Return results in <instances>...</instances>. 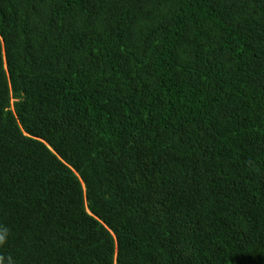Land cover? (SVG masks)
Segmentation results:
<instances>
[{"label": "trees", "instance_id": "16d2710c", "mask_svg": "<svg viewBox=\"0 0 264 264\" xmlns=\"http://www.w3.org/2000/svg\"><path fill=\"white\" fill-rule=\"evenodd\" d=\"M0 229V264H264V0H0Z\"/></svg>", "mask_w": 264, "mask_h": 264}, {"label": "clouds", "instance_id": "9594fccd", "mask_svg": "<svg viewBox=\"0 0 264 264\" xmlns=\"http://www.w3.org/2000/svg\"><path fill=\"white\" fill-rule=\"evenodd\" d=\"M12 108H13V103H12ZM7 235L8 233L6 229H0V244H3L5 242V240L7 239Z\"/></svg>", "mask_w": 264, "mask_h": 264}, {"label": "rangeland", "instance_id": "374dc122", "mask_svg": "<svg viewBox=\"0 0 264 264\" xmlns=\"http://www.w3.org/2000/svg\"><path fill=\"white\" fill-rule=\"evenodd\" d=\"M15 101L13 100V101H11V106H12V103H14ZM11 109H13L12 107H11Z\"/></svg>", "mask_w": 264, "mask_h": 264}]
</instances>
